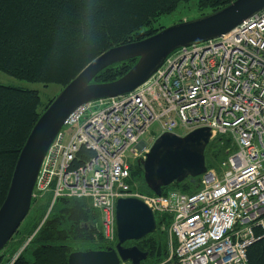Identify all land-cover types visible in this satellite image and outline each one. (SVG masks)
Instances as JSON below:
<instances>
[{"label": "built area", "instance_id": "2783aa9c", "mask_svg": "<svg viewBox=\"0 0 264 264\" xmlns=\"http://www.w3.org/2000/svg\"><path fill=\"white\" fill-rule=\"evenodd\" d=\"M203 127L229 147L198 190L140 193L130 169L151 142ZM81 150L92 156L79 164ZM46 195L51 206L85 200L112 246L117 199L141 200L155 218L170 219V251L158 264H247V248L264 237V9L219 38L175 50L132 92L77 107L37 174L32 200Z\"/></svg>", "mask_w": 264, "mask_h": 264}, {"label": "trees", "instance_id": "16d2710c", "mask_svg": "<svg viewBox=\"0 0 264 264\" xmlns=\"http://www.w3.org/2000/svg\"><path fill=\"white\" fill-rule=\"evenodd\" d=\"M189 1L0 0V72L31 83L57 85L60 91L103 52L159 32L163 27L155 28L154 22ZM233 1L197 0V7L209 14ZM137 60L109 66L92 82L115 81ZM54 97L44 104L37 91L0 85V207L19 153ZM228 147L229 141L223 137L210 140L204 151L206 168L217 169ZM91 156L89 151L81 150L77 160L81 164ZM130 176L131 182L138 183L142 169L134 164ZM142 184L137 185L138 191L152 195L143 180ZM198 185L199 178L193 184L187 178L164 188L163 193L175 190L191 194ZM50 201L49 195L31 201L28 216L0 253V264H67L72 252L112 246L103 240L99 215L85 200L59 198L48 211ZM169 224V218H156L154 233L124 246H136L148 253L140 264H158L168 255ZM246 260L247 264H264V237L247 248Z\"/></svg>", "mask_w": 264, "mask_h": 264}, {"label": "water", "instance_id": "95a60500", "mask_svg": "<svg viewBox=\"0 0 264 264\" xmlns=\"http://www.w3.org/2000/svg\"><path fill=\"white\" fill-rule=\"evenodd\" d=\"M263 9L264 0H235L218 11L163 28L141 41L110 48L86 65L46 107L19 153L7 195L0 207V252L27 217L44 155L66 118L77 107L132 92L147 81L175 50L219 38ZM134 58H138L135 65L119 79L108 83L92 82L105 68ZM211 136L206 127L184 136L159 135L145 157L136 162L142 169L143 182L149 191L160 196L163 188L180 184L187 178L193 184L206 171L204 151ZM115 225L116 244L113 247L72 252L67 264H140L145 261L147 252L124 244L139 241L156 230L155 217L147 205L136 198L117 199Z\"/></svg>", "mask_w": 264, "mask_h": 264}, {"label": "rangeland", "instance_id": "374dc122", "mask_svg": "<svg viewBox=\"0 0 264 264\" xmlns=\"http://www.w3.org/2000/svg\"><path fill=\"white\" fill-rule=\"evenodd\" d=\"M208 12H209L208 10L200 11L198 9L197 0H190L187 3L179 4L173 13L162 16L159 19H157L154 22V26H155V28H162L163 27L165 29V28L173 26L174 24H177V23L182 22V21H190L193 19H197V18L201 17L202 14H206ZM0 85L5 86V87H14V88H22V89L37 91L39 93L41 101L44 104H46L49 101V99H51L52 97L57 95L59 92V86H57V85H52V84L51 85H44L41 83H31V82L16 79V78L11 77V76L3 73V72H0ZM154 130H155L154 128L151 129L152 133L155 134L153 136H157L158 133H156ZM67 133L70 134V131H68ZM151 138H152V134H147L141 140L145 144L149 145ZM152 143H151V145H152ZM134 164H136V161ZM142 180H143V177H142ZM142 180L138 181V183H136V184L139 186L140 184H142ZM143 186L144 185L142 184V187ZM44 197H46V196H42V197H40V199H44ZM40 199L36 198V199H34V201H38ZM51 208H52V206H51V201H50L48 211ZM166 233H167L166 237H167V250H168L167 253L169 254L170 242H169V236H168L167 230H166ZM167 256L165 257V259L167 258Z\"/></svg>", "mask_w": 264, "mask_h": 264}, {"label": "flooded vegetation", "instance_id": "af4514ba", "mask_svg": "<svg viewBox=\"0 0 264 264\" xmlns=\"http://www.w3.org/2000/svg\"><path fill=\"white\" fill-rule=\"evenodd\" d=\"M125 247H129V246H125Z\"/></svg>", "mask_w": 264, "mask_h": 264}, {"label": "bare ground", "instance_id": "6f19581e", "mask_svg": "<svg viewBox=\"0 0 264 264\" xmlns=\"http://www.w3.org/2000/svg\"><path fill=\"white\" fill-rule=\"evenodd\" d=\"M128 44V43H127Z\"/></svg>", "mask_w": 264, "mask_h": 264}]
</instances>
